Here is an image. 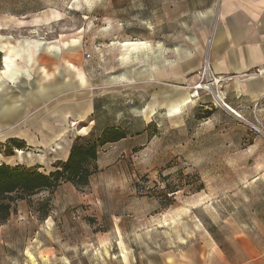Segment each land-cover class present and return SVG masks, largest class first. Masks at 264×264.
Here are the masks:
<instances>
[{"label": "rangeland", "instance_id": "374dc122", "mask_svg": "<svg viewBox=\"0 0 264 264\" xmlns=\"http://www.w3.org/2000/svg\"><path fill=\"white\" fill-rule=\"evenodd\" d=\"M212 2L0 0V45L61 47L12 55L17 82L1 75L0 47V163L48 174L75 142L125 132L98 147L86 186L61 180L16 201L0 223V264H236L251 243L264 252V89L212 72ZM126 41L145 48L128 54ZM213 81L238 114L195 88ZM178 86L198 94L171 118L165 95Z\"/></svg>", "mask_w": 264, "mask_h": 264}, {"label": "crops", "instance_id": "0c3cea01", "mask_svg": "<svg viewBox=\"0 0 264 264\" xmlns=\"http://www.w3.org/2000/svg\"><path fill=\"white\" fill-rule=\"evenodd\" d=\"M212 1V4L206 8L209 16L211 14L215 16L206 46L212 72L227 79L230 78L233 80L232 86L236 88L246 83L252 91L263 92L264 81L259 76H253L252 73L264 70V0ZM192 67L190 65V68ZM175 90L179 91L177 95H165L166 115L171 118L179 115L183 107L189 104L187 100L177 108L176 104L183 101L189 94L180 86ZM49 94L46 92L42 96L47 97ZM154 110V106L147 105L143 112H146L148 118ZM62 119L63 115H58L49 120L54 124L53 127L56 125L54 132L57 136L62 133V128L58 125V121ZM243 241L246 240L241 239L235 247L244 248L246 243ZM256 247L253 243L249 244V253L243 255L241 261L236 264H264V252L257 251ZM240 252L245 253L243 249H240Z\"/></svg>", "mask_w": 264, "mask_h": 264}, {"label": "trees", "instance_id": "16d2710c", "mask_svg": "<svg viewBox=\"0 0 264 264\" xmlns=\"http://www.w3.org/2000/svg\"><path fill=\"white\" fill-rule=\"evenodd\" d=\"M123 137L125 132L122 129L108 126L94 142H75L67 159L48 174L0 163V223L8 219L16 201L43 189L53 190L61 180L78 188L86 186L96 170L98 147Z\"/></svg>", "mask_w": 264, "mask_h": 264}, {"label": "bare ground", "instance_id": "6f19581e", "mask_svg": "<svg viewBox=\"0 0 264 264\" xmlns=\"http://www.w3.org/2000/svg\"><path fill=\"white\" fill-rule=\"evenodd\" d=\"M19 46H16L15 43L11 42H2L0 47L2 51H4V56H3V67L1 70V75L6 76L8 79L12 80L13 82H17V80L24 75V71L20 69L15 63H14V57L17 55H21V53H26V57L28 61L33 60V48H41V49H46L50 50L54 53V55H58L60 53L59 50H61V47L55 44L47 43L45 41H29L27 39L17 41ZM23 44L26 45V47L23 46ZM124 47L126 51L129 53L134 52L136 54L139 52L142 48H145V42L143 41H126L124 43ZM12 55L14 57H12ZM208 67V62L205 63V69ZM81 80H83V77L80 75ZM211 84H214L213 82H208V83H199L195 86L196 89L198 88H205L209 89L210 91L212 90ZM198 94L197 90H194L193 93H190L188 95V98L185 97L183 101L179 103V107L182 106L187 100H190L191 98H194ZM211 94L213 96V101L214 104L218 107H225L229 111H232L235 114H238V112L229 106L225 100L223 99V95L220 91H211ZM225 103V104H224ZM173 106V105H172ZM177 109V108H176Z\"/></svg>", "mask_w": 264, "mask_h": 264}, {"label": "built area", "instance_id": "2783aa9c", "mask_svg": "<svg viewBox=\"0 0 264 264\" xmlns=\"http://www.w3.org/2000/svg\"><path fill=\"white\" fill-rule=\"evenodd\" d=\"M214 79H215V81H218V80H219V78H216V77H215ZM224 104H225V103H224Z\"/></svg>", "mask_w": 264, "mask_h": 264}]
</instances>
